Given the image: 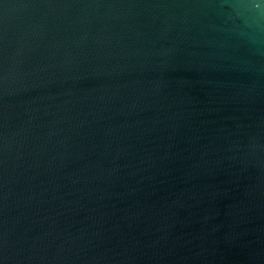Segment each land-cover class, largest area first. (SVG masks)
<instances>
[{"label":"water","instance_id":"95a60500","mask_svg":"<svg viewBox=\"0 0 264 264\" xmlns=\"http://www.w3.org/2000/svg\"><path fill=\"white\" fill-rule=\"evenodd\" d=\"M0 264H264V0H0Z\"/></svg>","mask_w":264,"mask_h":264}]
</instances>
